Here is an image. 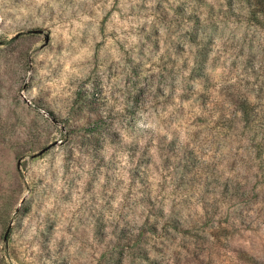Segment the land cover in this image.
Masks as SVG:
<instances>
[{
  "label": "rangeland",
  "instance_id": "1",
  "mask_svg": "<svg viewBox=\"0 0 264 264\" xmlns=\"http://www.w3.org/2000/svg\"><path fill=\"white\" fill-rule=\"evenodd\" d=\"M249 12L0 0V264H264Z\"/></svg>",
  "mask_w": 264,
  "mask_h": 264
},
{
  "label": "trees",
  "instance_id": "2",
  "mask_svg": "<svg viewBox=\"0 0 264 264\" xmlns=\"http://www.w3.org/2000/svg\"><path fill=\"white\" fill-rule=\"evenodd\" d=\"M250 6L248 19L264 28V0H246ZM233 193V192H232Z\"/></svg>",
  "mask_w": 264,
  "mask_h": 264
},
{
  "label": "water",
  "instance_id": "3",
  "mask_svg": "<svg viewBox=\"0 0 264 264\" xmlns=\"http://www.w3.org/2000/svg\"><path fill=\"white\" fill-rule=\"evenodd\" d=\"M35 31H41V30H35Z\"/></svg>",
  "mask_w": 264,
  "mask_h": 264
}]
</instances>
